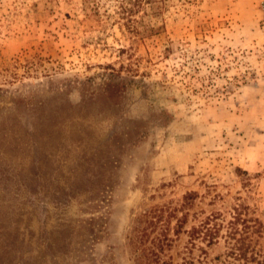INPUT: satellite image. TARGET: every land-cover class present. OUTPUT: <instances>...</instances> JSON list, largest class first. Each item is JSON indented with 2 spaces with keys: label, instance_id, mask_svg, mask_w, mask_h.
<instances>
[{
  "label": "rangeland",
  "instance_id": "1",
  "mask_svg": "<svg viewBox=\"0 0 264 264\" xmlns=\"http://www.w3.org/2000/svg\"><path fill=\"white\" fill-rule=\"evenodd\" d=\"M141 1L0 0V113L14 99L72 112L59 144L22 105L0 130V264H137L135 218L187 191L186 228L244 204L264 253L260 0ZM109 67L122 84L105 92ZM224 231L193 264L197 245L223 264Z\"/></svg>",
  "mask_w": 264,
  "mask_h": 264
},
{
  "label": "trees",
  "instance_id": "2",
  "mask_svg": "<svg viewBox=\"0 0 264 264\" xmlns=\"http://www.w3.org/2000/svg\"><path fill=\"white\" fill-rule=\"evenodd\" d=\"M140 1L129 0L130 4L132 2L136 6H139ZM146 1L151 2L152 0ZM122 9L126 8L122 7ZM130 11H132V8H127L126 12ZM12 66L15 68L21 66L24 72L29 73L33 70L35 62L26 60L21 64L15 61ZM109 68L111 71H108L107 80L102 86L105 92L117 89L122 84V80H120L121 78L116 74V71L114 73L113 68ZM11 74L14 75L13 72L9 73V75ZM25 101L14 99L11 101L13 104L12 109L6 107L0 113V130L3 128L6 131H11V128H14V124H5V122L10 120L7 118L11 113L13 115L17 114L15 106L22 105L29 110L30 114L27 115L32 118L31 126L34 127V130L41 131L44 128L47 131L46 135L49 142L59 144L61 140L58 137L60 136L58 130H60L61 125L65 124L68 114L72 113L71 110L60 104L48 110L45 101L35 103L29 99ZM4 126L6 127L4 128ZM193 199L192 192L187 191L178 200L168 201L161 206H150L135 218V225L130 232L129 243L134 249L138 250L135 257L137 264H171V255L168 251L180 233L187 236L186 244H188V246L183 247L187 254H183L180 264H193L190 249L195 245V242H201L204 247L214 244L222 227H225V231L224 234H220V237H224L227 244V250L223 253V259L221 260L223 264H264V253L255 250L250 245L249 236L251 234L261 236L263 224L256 217L249 214L248 206L244 204L233 206L230 219L226 221L219 212L212 211L199 219L197 224H191L186 228L187 214L192 206ZM193 215L194 213H192ZM203 246L197 245V249L202 255L196 261L198 264H211V261L206 258Z\"/></svg>",
  "mask_w": 264,
  "mask_h": 264
},
{
  "label": "built area",
  "instance_id": "3",
  "mask_svg": "<svg viewBox=\"0 0 264 264\" xmlns=\"http://www.w3.org/2000/svg\"><path fill=\"white\" fill-rule=\"evenodd\" d=\"M259 7H260L261 13L264 16V0H260Z\"/></svg>",
  "mask_w": 264,
  "mask_h": 264
}]
</instances>
